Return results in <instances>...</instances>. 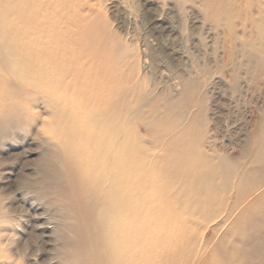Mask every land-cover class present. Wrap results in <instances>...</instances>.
Segmentation results:
<instances>
[{
    "label": "bare ground",
    "instance_id": "bare-ground-1",
    "mask_svg": "<svg viewBox=\"0 0 264 264\" xmlns=\"http://www.w3.org/2000/svg\"><path fill=\"white\" fill-rule=\"evenodd\" d=\"M186 1L214 33L218 50L211 54V64L219 82L225 77L237 81L238 70L253 64L263 76L264 0ZM95 7L90 0L0 4L2 94L24 98L32 108L41 105L46 115L42 130L55 141L56 158L64 160L66 172L64 177L57 172L52 179L69 185L65 186L77 209L79 225L70 226L78 235L71 245L76 257L68 264H134L146 249L152 255L147 264H157L155 259L162 254L169 262L175 254L168 247L170 237L176 238L183 219H193L191 208L202 212L201 223L208 221L207 212L220 215L219 226L229 223L238 228L252 215L258 220L264 215V125L247 173L235 174L223 161L208 156L188 129L162 132L154 144L159 153L146 150L134 130L137 126L127 120L145 112L144 80L134 76L136 81L131 82L132 77L117 66L125 63L124 71L136 70V54L119 50L102 19L95 17ZM160 17L152 24L171 32ZM238 55L242 62L237 66ZM198 70L206 74L205 68ZM186 77L179 79L178 97L191 99L201 80L193 74ZM13 108L20 110L17 101ZM243 177H257L247 192L240 190ZM206 189L210 195L199 194ZM197 254L192 263L203 264L205 252ZM0 258H5L1 252ZM165 260L161 264H167Z\"/></svg>",
    "mask_w": 264,
    "mask_h": 264
},
{
    "label": "rangeland",
    "instance_id": "rangeland-1",
    "mask_svg": "<svg viewBox=\"0 0 264 264\" xmlns=\"http://www.w3.org/2000/svg\"><path fill=\"white\" fill-rule=\"evenodd\" d=\"M5 1L0 0V4ZM90 3L96 6L95 17L102 19L119 50H133L136 54V70L128 67L124 71L125 63L117 66L132 77L131 82L136 81L134 76L144 80L145 112L127 120L137 126L134 130L142 136L146 150L157 154V137L168 130L188 129L208 156L220 159L235 174L251 170L249 159L264 125V72L260 77L254 64L242 66L237 81L225 77L219 82L211 64V54L218 50L214 33L202 25L199 11L186 0ZM159 15L160 23L171 32L152 24ZM237 60L238 66L242 62L239 55ZM198 68H205L206 74H199ZM247 71L249 78L244 75ZM192 74L201 80L198 92L191 99L179 98V79ZM3 86L0 84V252L5 258H0V264H68L76 257L71 245L77 242L78 235L70 226L79 225L77 209L69 185L52 179L57 172L64 177V160L56 158V143L42 130L46 115L41 105L37 103L32 108L24 98L2 94ZM16 101L19 111L13 108ZM243 178L240 190L247 192L257 177ZM209 190H200L199 194L210 195ZM196 196L200 197L198 193ZM191 210L193 219H183L185 224L178 225L176 238L170 237L168 247L175 254L169 262L162 254L155 259L157 264L162 259L167 264H193L192 257L198 251L205 252L203 264H264V215L258 220L252 215L247 225L234 228L229 223L219 226L221 218L215 212H207L208 221L201 223L199 208ZM157 242L162 244L160 239ZM202 242L213 248L205 244L202 247ZM150 252L144 250L134 264H147Z\"/></svg>",
    "mask_w": 264,
    "mask_h": 264
}]
</instances>
